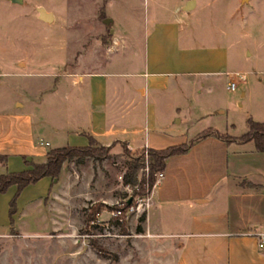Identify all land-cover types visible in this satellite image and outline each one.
<instances>
[{"label":"rangeland","instance_id":"rangeland-1","mask_svg":"<svg viewBox=\"0 0 264 264\" xmlns=\"http://www.w3.org/2000/svg\"><path fill=\"white\" fill-rule=\"evenodd\" d=\"M197 1L193 11H184L186 0H0V113L16 109L29 113L33 125L43 127L38 138L50 143L47 150L67 145V140L55 139L53 127L73 108L76 89L70 87L69 74L103 69L113 54L108 46L119 49L118 36L126 46L137 47V69L139 62L144 63L138 49H143L154 18L181 23L196 53L191 60L201 57L203 49H216L221 71L245 72L247 81L257 86L256 79H264V0ZM41 10L52 13L53 19L40 18ZM218 48H226L227 56ZM225 80L224 76L212 96L193 85L172 97L171 102L182 113L189 109L192 118L201 102L217 106L205 117L194 118L191 132L211 126L229 136L247 131L239 109L242 81L230 91ZM218 106L225 114L217 112ZM230 122L235 127L225 130L223 125ZM141 155V150L120 145L83 162L66 161L62 174L39 200L41 211L30 202L18 205L20 193L11 222L8 210L15 190L5 210L0 202V264H162L158 246L139 233L143 225L139 217L147 209L133 211L123 222L113 219L109 209L133 196L137 186L125 184L123 176L132 173L130 167ZM144 172L147 167L132 173L133 180L138 183ZM96 207L100 213L91 218ZM192 252L195 260L190 258L189 263L201 264L198 247Z\"/></svg>","mask_w":264,"mask_h":264},{"label":"crops","instance_id":"crops-1","mask_svg":"<svg viewBox=\"0 0 264 264\" xmlns=\"http://www.w3.org/2000/svg\"><path fill=\"white\" fill-rule=\"evenodd\" d=\"M197 5L194 0L187 11ZM115 43L119 49L108 46L113 54L106 58L103 69L69 74L70 87L76 89L71 97L73 108L63 123L53 127L56 140L84 146L91 136L103 146L125 145L129 150H142L179 145L207 129L225 133L218 126L190 131L193 119L205 117L216 105L201 102L198 114L192 118L189 109L182 113L181 107L171 102L175 93H183L193 85L212 96L224 76L229 90L228 73L232 72L221 71L219 59L214 56L216 49H203L201 57L191 60L189 56L196 53L189 47L181 23L156 18L145 35L143 49L139 46L144 63L139 62L137 69V47L126 46L121 36ZM217 50L227 56L226 48ZM115 54H119L118 59L113 58ZM195 74L201 79L195 80ZM244 74L239 103L242 121L245 124L250 117L264 122V79H256L255 86ZM254 89L259 93L257 97ZM16 106L22 103L17 100ZM217 112L225 114L219 106ZM223 126L232 129L235 123ZM42 130L33 125L31 115L25 111L0 113V154L7 155V163L0 164V175L29 169L24 157L35 162L46 160L45 148L50 143L38 138ZM51 185L52 179L46 176L29 184L21 192L18 205L30 202L35 210ZM15 190L16 186L11 185L0 194L4 210ZM37 210L41 211L39 207ZM263 231L264 152L256 151L252 142H226L208 136L196 141L186 153L165 160L163 177L151 191L139 233L158 246L162 264H190V258L194 263V247L200 250L201 264H264V246L259 247L257 235Z\"/></svg>","mask_w":264,"mask_h":264},{"label":"trees","instance_id":"trees-1","mask_svg":"<svg viewBox=\"0 0 264 264\" xmlns=\"http://www.w3.org/2000/svg\"><path fill=\"white\" fill-rule=\"evenodd\" d=\"M247 131L238 137L229 136L226 133H219L211 129L204 130L198 133L193 139L179 144L169 146L163 149L145 148L141 150V158H137L131 165V170L135 176L139 168H146L148 172H144L143 176L137 183L136 178H132V173L126 172L123 176L125 184L137 186L133 190V196L130 199L122 202L118 206L110 207V211L121 209L122 217L128 207L134 202L135 196L144 197L150 193L156 179V173L163 171L165 168V160L172 155H181L188 151V149L199 140L208 136L220 138L226 142L236 140L239 142H252L253 148L256 151L264 152V122L255 121L252 118L245 120ZM88 143L84 146L65 145L60 147L50 148L46 151V160L44 162H35L24 157V163L29 169L20 172H7L0 175V194L6 193L11 185L16 186V192L9 202L8 216L12 222V215L16 211V199L21 191L29 184L36 183L42 177H50L52 181L56 180L61 173L62 165L65 161H74L75 163L83 162L88 157L106 154L113 146H103L99 144L94 138L88 136ZM145 152L147 157H145ZM7 155L0 154V164L5 165ZM50 191V188L48 192ZM100 213V207H96L91 214V218H95ZM113 219L119 221V216H113ZM145 213L141 214L139 219L143 221ZM141 231V227H139Z\"/></svg>","mask_w":264,"mask_h":264},{"label":"built area","instance_id":"built-area-1","mask_svg":"<svg viewBox=\"0 0 264 264\" xmlns=\"http://www.w3.org/2000/svg\"><path fill=\"white\" fill-rule=\"evenodd\" d=\"M229 79H228V83H227V88L230 91H234L237 87V84L239 81H244L245 80V74L241 73V72H232V73H228ZM40 144H43L42 142H40ZM45 145H48V143L46 142ZM145 157H147V154L145 152ZM163 177V171H158L156 173V179H155V183L153 185V187L155 186V184L157 182H159ZM153 189V188H152ZM152 191V190H151ZM151 191L148 195L144 196V197H138V198H134V202L128 207V209L124 212V216L122 217V210L119 208L117 210H113L111 211V215L113 216H119V222H123L127 216L132 213L133 211H138L141 207L143 209H148L150 206V194ZM258 235V245L259 247L264 246V231L260 232L257 234Z\"/></svg>","mask_w":264,"mask_h":264},{"label":"water","instance_id":"water-1","mask_svg":"<svg viewBox=\"0 0 264 264\" xmlns=\"http://www.w3.org/2000/svg\"><path fill=\"white\" fill-rule=\"evenodd\" d=\"M18 2H21V0H17ZM194 5V0H188L184 6L185 10H189L193 7ZM40 18L49 21L53 19V14L52 13H45L43 10L40 11ZM105 21H108V19H106Z\"/></svg>","mask_w":264,"mask_h":264}]
</instances>
